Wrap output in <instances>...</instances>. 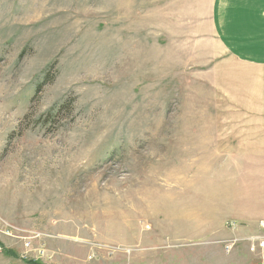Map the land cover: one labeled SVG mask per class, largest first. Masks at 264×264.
Masks as SVG:
<instances>
[{"label": "rangeland", "instance_id": "obj_1", "mask_svg": "<svg viewBox=\"0 0 264 264\" xmlns=\"http://www.w3.org/2000/svg\"><path fill=\"white\" fill-rule=\"evenodd\" d=\"M211 3L0 0V264L259 262Z\"/></svg>", "mask_w": 264, "mask_h": 264}, {"label": "crops", "instance_id": "obj_2", "mask_svg": "<svg viewBox=\"0 0 264 264\" xmlns=\"http://www.w3.org/2000/svg\"><path fill=\"white\" fill-rule=\"evenodd\" d=\"M210 1L213 27L205 39L207 44L216 42L219 49L216 63L218 94L232 98L233 104L240 105L241 110L259 116L245 125L251 129L240 136L239 149L241 153H248L251 173L264 175V0ZM222 140L225 145L226 136ZM263 181H252V191L264 192ZM256 201L257 212L263 213L264 204L263 201L258 204L257 195ZM263 220L264 216L243 218L248 226L242 229H259Z\"/></svg>", "mask_w": 264, "mask_h": 264}, {"label": "built area", "instance_id": "obj_3", "mask_svg": "<svg viewBox=\"0 0 264 264\" xmlns=\"http://www.w3.org/2000/svg\"><path fill=\"white\" fill-rule=\"evenodd\" d=\"M258 248H259V253H260V260L257 264H264V237L260 239Z\"/></svg>", "mask_w": 264, "mask_h": 264}, {"label": "trees", "instance_id": "obj_4", "mask_svg": "<svg viewBox=\"0 0 264 264\" xmlns=\"http://www.w3.org/2000/svg\"><path fill=\"white\" fill-rule=\"evenodd\" d=\"M39 88H41V87H38V90H39ZM35 264V263H34Z\"/></svg>", "mask_w": 264, "mask_h": 264}]
</instances>
